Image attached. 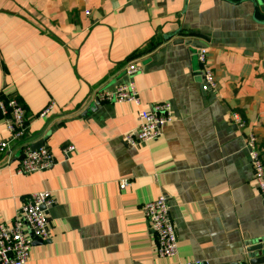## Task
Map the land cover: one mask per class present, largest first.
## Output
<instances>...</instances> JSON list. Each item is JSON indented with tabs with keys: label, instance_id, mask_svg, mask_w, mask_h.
Returning <instances> with one entry per match:
<instances>
[{
	"label": "crops",
	"instance_id": "1",
	"mask_svg": "<svg viewBox=\"0 0 264 264\" xmlns=\"http://www.w3.org/2000/svg\"><path fill=\"white\" fill-rule=\"evenodd\" d=\"M258 21L264 13L255 18L247 0H0V95L22 102L27 141L55 158L18 174L19 145L0 111V140L10 142L0 154V223L33 193L55 199L50 239L34 244L27 264H248L249 243L264 240V197L244 141L254 135L264 149ZM199 47L216 77L207 94ZM134 61L143 68L132 77L140 108L99 102V90L128 81ZM159 103L171 104L173 122L158 139L128 146L138 111ZM162 195L178 238L172 258L159 256L142 209Z\"/></svg>",
	"mask_w": 264,
	"mask_h": 264
},
{
	"label": "built area",
	"instance_id": "2",
	"mask_svg": "<svg viewBox=\"0 0 264 264\" xmlns=\"http://www.w3.org/2000/svg\"><path fill=\"white\" fill-rule=\"evenodd\" d=\"M89 14L90 12H86V15ZM195 56L200 68L202 92L211 93L216 90L217 83L208 60L207 49L197 48ZM141 72H143L142 66L135 61L129 63L126 69L128 81L113 90H99L96 93V99L108 104L131 103L140 108L141 101L132 77ZM53 108V104L49 105L40 116L49 114ZM0 111L7 124L11 141L18 143L20 155L23 156L17 173L29 174L51 168L55 164L53 152L45 147L33 149L27 141L28 122L24 105L15 97L5 99L0 95ZM231 119L237 129L240 131L245 129V122L238 113H233ZM173 120L174 114L170 103L154 104L149 112L141 109L138 111L137 128L124 135V142L131 147L143 146L161 137L164 127ZM244 141L254 182L264 197V149L254 135H245ZM8 150H10V142L0 140V154ZM75 152L76 147L73 145H68L63 149L67 158L72 157ZM129 186V179L121 180V190H126ZM54 205L55 199L52 192L33 193L25 199L10 223H0V264H27L29 262L31 248L34 244L50 239L49 210ZM142 209L149 228L155 236L159 256L165 258L176 256L178 238L168 198L162 195L144 204Z\"/></svg>",
	"mask_w": 264,
	"mask_h": 264
},
{
	"label": "water",
	"instance_id": "3",
	"mask_svg": "<svg viewBox=\"0 0 264 264\" xmlns=\"http://www.w3.org/2000/svg\"><path fill=\"white\" fill-rule=\"evenodd\" d=\"M242 1H245V0H242ZM247 1L252 3L254 7V17L255 18L259 10L264 13V0H247ZM258 22L264 25V22H260V21ZM42 146H43V142H38L37 144H34L32 148L39 149V148H42ZM22 159H23V156L21 157V160ZM248 253H249L248 264H264V240H258L257 243L250 242ZM235 264H246V263H235Z\"/></svg>",
	"mask_w": 264,
	"mask_h": 264
},
{
	"label": "trees",
	"instance_id": "4",
	"mask_svg": "<svg viewBox=\"0 0 264 264\" xmlns=\"http://www.w3.org/2000/svg\"><path fill=\"white\" fill-rule=\"evenodd\" d=\"M1 96L3 97V98H5V99H8V98H10L11 96H5V95H3V94H1ZM20 101V100H19ZM21 102V101H20ZM22 103V102H21Z\"/></svg>",
	"mask_w": 264,
	"mask_h": 264
}]
</instances>
